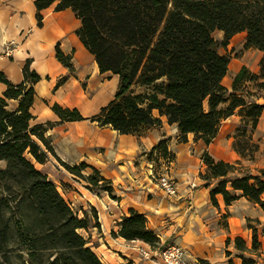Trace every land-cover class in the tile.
Instances as JSON below:
<instances>
[{"label": "trees", "instance_id": "trees-1", "mask_svg": "<svg viewBox=\"0 0 264 264\" xmlns=\"http://www.w3.org/2000/svg\"><path fill=\"white\" fill-rule=\"evenodd\" d=\"M38 25H43L42 11L50 6L61 11L71 8L82 21L77 34L84 46L94 55L101 73L119 76L115 96L100 111L84 116L78 108L58 103L53 111L62 121L90 120L102 128H111L121 134L142 135L147 127L160 126V116H167L169 124H177L181 140L188 134L207 145L218 135L225 119L240 109L242 122L240 136L255 131L264 113V103L250 101L245 84L264 79V0H36ZM224 32L222 41L213 33ZM246 31L245 49L263 52L258 73L242 66L233 79L232 88L224 84L231 58L219 51L227 47L237 33ZM57 58L74 71L72 57L56 46ZM28 59L24 67L25 79L12 83L0 70V82L7 85L0 95V187L6 196H0V254L12 264L8 253L13 243L19 245L27 258L24 264H105L89 245L80 230L99 226L98 212L90 216L79 213L59 192L56 184L36 167L34 161L45 164L52 154L58 156L49 130L52 121L32 124L31 107L35 101V85L41 75L32 69ZM66 78L56 85L58 88ZM263 85V84H261ZM136 87L151 90L138 92ZM8 99H20L15 111L8 108ZM158 110L160 116L154 114ZM234 148L242 157L253 160L252 154ZM256 146V145H255ZM155 149L168 156L167 140H161ZM34 159V161L29 157ZM205 171L200 177L206 186L216 185L210 194L215 206L221 194L226 205L240 197L259 205L264 211V171L254 172L241 162L215 159L209 152L203 154ZM62 164L83 177L77 166ZM88 165L83 163L82 168ZM87 176L91 184L110 185L95 167ZM105 188L111 192V188ZM7 207L14 214L10 221L4 212ZM16 217V218H15ZM259 219L248 218L252 230V246L242 237L234 239L241 264H260L261 240ZM92 224V225H91ZM264 233V224H263ZM119 234L128 240L159 242V236L148 226L146 214L130 210L121 221ZM232 239H227V245ZM228 264H236L227 250ZM20 257H23L21 254ZM0 264H5L0 262ZM200 264H212L200 260Z\"/></svg>", "mask_w": 264, "mask_h": 264}, {"label": "crops", "instance_id": "crops-1", "mask_svg": "<svg viewBox=\"0 0 264 264\" xmlns=\"http://www.w3.org/2000/svg\"><path fill=\"white\" fill-rule=\"evenodd\" d=\"M35 2L36 0H0V70L6 73L12 83L20 84L25 79L26 61H32V69L42 77L35 85V101L30 109L34 115L32 124L52 121L54 126L48 132L51 137H55L61 128L68 129L69 139H76L74 147L83 153V157L88 156L87 160L99 169L102 177L114 187L115 199L110 198L107 191H104L100 201H96L93 194L82 192L86 201L98 212L100 225L91 226L84 231L89 245L99 258L105 264H154L139 254L137 246L142 240H128L119 234L121 219L129 215L131 209L146 214L148 226L159 236L160 242L170 240L174 234H181V244H178L186 248L192 264H200L202 259L212 264H228L226 251H237L234 242L236 237L244 238L251 247L253 232L248 228L247 219H259L263 223V209L246 197H240L233 204L226 205L221 194L217 195L219 205L211 206L210 192L214 183L206 186L200 177L202 169L194 168L196 152H192L193 146L201 148L202 153L199 156L207 151L217 160L238 161L245 167L249 165L234 148L233 137L229 140L223 136L224 140L221 139V128L209 145L203 140H196L192 133L188 134V140L184 142L181 140L178 125L169 124L167 116H160L158 110H154V114L162 119L160 126L147 127L142 135L121 134L107 127L106 129L112 131L111 138L101 142H116V150H108L97 160L100 162L90 158L92 147L96 146L93 138L97 133L96 127L88 120L62 121L52 106L58 103L64 107L78 108L86 116L79 106L72 104V101L78 98L75 82L86 78L88 88L94 93L93 99H89L88 107H95L97 110L104 106L103 103L107 99L99 102L95 88L112 83L115 89H118L119 76L111 72H100L94 55L84 46L77 34L82 21L71 8L57 11L54 6H50L44 9L43 25L39 26ZM246 37V31L237 33L228 45L231 49L238 44L244 47ZM58 44L66 55L72 57L74 71L57 58ZM258 51L261 57L263 52ZM244 62L233 73L234 77L242 66H246ZM64 77L66 80L56 88L57 83ZM234 77L231 79V85ZM104 78L111 82L104 84ZM6 89L7 85L0 82L1 96H4ZM19 105L20 99H8L10 110H17ZM164 139L168 144V156L155 149ZM79 144L83 147L79 148ZM94 150L95 148L93 152ZM148 151L150 153H147ZM152 151L163 163L162 169L169 168L171 177L177 179V195H167L158 185L153 169L155 162L146 157L151 155ZM83 157L81 155L78 162L84 159ZM199 159L201 165L204 164L202 157ZM243 205L245 208L241 209ZM224 219H227L226 226L222 224ZM262 223L258 226L261 243L264 238ZM228 238L232 239L229 245ZM232 258L234 260V257Z\"/></svg>", "mask_w": 264, "mask_h": 264}, {"label": "rangeland", "instance_id": "rangeland-1", "mask_svg": "<svg viewBox=\"0 0 264 264\" xmlns=\"http://www.w3.org/2000/svg\"><path fill=\"white\" fill-rule=\"evenodd\" d=\"M213 35L217 40L219 41L223 40V37H224L223 32L215 31ZM219 51L223 54H228L231 58L229 73L227 77L225 78V84H227L229 88L232 87L231 79L234 77L233 73L239 69L240 64H242V62L245 61L244 63L246 64L247 68H249L251 72L253 73L259 72L260 60L263 56V53H262V56L260 55L261 57H259L260 52L258 50L245 49L243 45L238 44L232 49L229 45L227 47H220ZM102 82L104 84H109L111 81L104 78ZM75 83H76L77 90H78V98L73 100L72 104L79 106L86 116H92L93 114L99 112L100 109L96 110L95 107L93 108L88 107L89 99H93L94 93L92 90L88 88V83L86 82V78H83L79 82L77 81ZM245 86H246L247 92H250L252 94L251 96L244 95L246 96L248 100L256 101L258 103H264V79H261L259 81L247 82ZM116 90L117 89H115L114 92L112 91V94L110 95V97L103 103L104 105L108 104L109 101L114 98ZM136 90L138 92H151V90L140 88V87H136ZM88 122L94 125L97 129V133L93 136L94 141L96 142V146L92 147V156H90V158H92L96 162H100L97 160L101 159L102 156H104L108 150L110 149L116 150V146H115L116 142H114V144L112 143L109 144V143H104L106 141H103L102 143L101 140L103 139L109 140L111 138V135H110L112 132L111 129L102 128L96 122H91L90 120H88ZM241 122H242V116H241L240 109H238L234 115L230 116L229 118L223 121L222 126H221V139L224 140V138H222L223 136L229 138V140L233 137V144L236 141H238L240 143L239 148L246 149L247 151L245 152L247 154L248 153L252 154V150H255L257 147L258 151L254 153L255 157L253 160L251 159L249 155L246 157L244 156L242 160L246 161V163L249 164L247 167L251 168L254 172L257 173L259 172V170L264 171V115L260 118L256 130L255 131L250 130L247 133V136H240L242 132L237 131V128L238 126L241 125ZM67 131L68 129L61 128L59 131H57L55 137L54 136L51 137L55 150L62 161L58 160L52 154L49 155V160L45 164H39L36 161H34V159L31 158L30 155L29 157L35 162L36 167L39 170H41V172L48 175V177L56 184L61 195L79 213L80 217L84 216V212H87L91 216L93 214V209L95 208L91 205L89 201H86V198L84 197V194L82 192H87V193L89 192L93 194L96 201H100L102 195L105 194L104 192L106 191L105 188H107L108 186H110L109 188H111V192L107 191L110 195V198L115 199V196H116L115 195L116 193H114L115 189L112 185H108V183L103 184V185L99 184L98 186L90 183V180H88L87 176L90 174L96 173L94 172V169H93L94 166L90 163L89 160H87L88 156L87 158H85V156L83 157V153H80L77 150V148L74 147V144H76V139H69L68 137L69 132ZM192 139L194 140V138ZM78 147L82 148L83 145L79 144ZM93 148H95L94 150L95 152H93ZM192 149H191L192 152H194V150L196 152V159L194 160V163H195L194 168L197 170L202 169L201 172L205 171V166L204 164L201 165V161L199 159V157H203L204 153L202 154V156H199L202 153V150L199 146L195 148L193 146ZM147 153H150V151H148ZM81 155L84 159L78 162V158ZM146 157L150 158L151 160L155 162L153 164L154 165L153 169H154V174L156 178H158L160 174H168L169 176H171L169 168L162 169L163 163L158 158V155H155L153 151L151 152V155L146 156ZM137 161L139 162V158L137 159ZM62 162H65L72 166L79 167L81 170V173L83 174V177L76 173L69 171L62 164ZM83 163L87 164L88 166L85 168H82L81 166L83 165ZM5 165H6L5 162L0 163L1 168L5 167ZM99 172L101 174L100 170ZM174 181L175 183H177V179H174ZM215 185L216 183L213 184V187ZM6 194L7 193L5 192V187L3 186L0 187V196L1 195L6 196ZM209 204L211 206L214 205L212 200L209 202ZM244 208L245 206L243 205L241 209H244ZM247 208H250V207H247ZM3 209L5 212V216L10 221L15 220L13 217L14 214L16 217H18V214L16 213V211L13 214V212L9 211L7 207H4ZM252 212H254L253 209H252ZM223 218H225L224 215H223ZM222 221H223L222 224L226 226L227 219H224ZM262 224H264V222ZM254 225L260 226V224H258L257 222H254ZM80 232L84 236H86L84 230H80ZM181 237H182L181 234L179 235L174 234L171 237V239L166 242L180 243L179 239ZM11 246L13 247L12 249L15 250L11 253H8L9 256L11 257L12 264H24L23 261L24 259L27 258V255L24 253V251H21L19 249V245L17 243H13V245ZM261 248L263 251L260 252L261 258H259V261H260V264H264V238L261 243ZM231 252H232V257H234L236 264H241L242 262L241 259L237 257L239 252L236 250L231 251ZM21 254L23 255V257H20ZM6 261L7 259L4 258V256L0 254V262H4L5 264H7ZM25 264H28V263H25Z\"/></svg>", "mask_w": 264, "mask_h": 264}, {"label": "built area", "instance_id": "built-area-1", "mask_svg": "<svg viewBox=\"0 0 264 264\" xmlns=\"http://www.w3.org/2000/svg\"><path fill=\"white\" fill-rule=\"evenodd\" d=\"M160 188L169 196L177 195L178 187L168 174H160L157 178ZM139 254L154 264H192L186 248L174 242H157L150 244L143 241L137 246Z\"/></svg>", "mask_w": 264, "mask_h": 264}, {"label": "bare ground", "instance_id": "bare-ground-1", "mask_svg": "<svg viewBox=\"0 0 264 264\" xmlns=\"http://www.w3.org/2000/svg\"><path fill=\"white\" fill-rule=\"evenodd\" d=\"M115 86L111 83L109 85H103L96 87V93H97V99L99 102H104L106 99H108L112 93V91L115 90Z\"/></svg>", "mask_w": 264, "mask_h": 264}]
</instances>
